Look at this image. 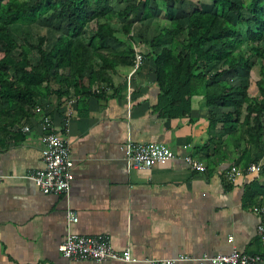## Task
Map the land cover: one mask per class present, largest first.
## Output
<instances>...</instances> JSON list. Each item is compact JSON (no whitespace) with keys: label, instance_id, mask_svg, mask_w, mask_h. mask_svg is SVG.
Instances as JSON below:
<instances>
[{"label":"crops","instance_id":"1","mask_svg":"<svg viewBox=\"0 0 264 264\" xmlns=\"http://www.w3.org/2000/svg\"><path fill=\"white\" fill-rule=\"evenodd\" d=\"M197 1L184 0L176 6L189 10ZM200 2L207 10L214 8L212 0ZM146 3L110 0L116 10L139 4V13L121 18L134 26L155 24L160 30L176 13L166 0H150L156 12L143 19ZM133 37L138 40L136 53H144L140 67L135 71V66L116 67L112 86L95 83L93 91L104 95L87 99L86 115L80 113L83 97L72 89L62 98L40 100L36 112L22 122L30 127L23 131L24 138L0 140V264H132L64 257L60 245L68 230L109 235L117 250L128 249L140 260L134 264H159L156 260L181 255L229 254L234 249L264 252L258 233L259 209L264 208V155L259 161L263 170L256 173L237 165L244 146L236 147L231 137L221 154L201 149L212 134L211 117L220 111L206 105L203 93L194 95L186 116L163 117L155 107L160 92L151 50L140 36ZM130 40V36L110 37L106 51L122 50ZM50 125L68 139L74 159L75 178L68 196L43 193L26 177L44 167L42 136ZM222 131L219 123L216 132ZM128 138L165 144L177 157L149 170H130L123 150ZM185 154L203 161L206 169H193L183 159ZM233 167L241 173L230 177ZM259 187L263 194L250 196L248 190L257 193ZM69 208L79 216L71 225Z\"/></svg>","mask_w":264,"mask_h":264},{"label":"trees","instance_id":"2","mask_svg":"<svg viewBox=\"0 0 264 264\" xmlns=\"http://www.w3.org/2000/svg\"><path fill=\"white\" fill-rule=\"evenodd\" d=\"M166 1L176 8L169 24L151 39L138 35L155 64L160 92L155 107L165 118L184 117L191 112L194 95L203 93L206 105L220 111L211 117L212 134L201 149L221 154L231 137L236 147H245L237 165L246 170L264 155V0H212L214 8L208 10L200 0L189 10L176 6L184 0ZM149 3L143 19L156 12ZM138 7L116 10L110 0H0V140L24 138L22 122L36 112L40 100L62 98L72 89L83 97L80 113L86 115L87 99L104 95L92 86H112L116 67L135 66L134 22H125L120 32L112 21L139 13ZM51 11H58L56 19L65 32L50 49L46 36L19 42L11 33L12 25L33 24ZM93 23L89 37L87 28ZM119 33L132 41H125L122 50L107 52V40ZM35 52L39 57L34 63ZM253 59L260 65L257 94L241 80L256 64ZM219 123L223 131L217 134ZM248 192L253 198L263 194L261 187L257 193ZM255 254L264 257V252Z\"/></svg>","mask_w":264,"mask_h":264},{"label":"built area","instance_id":"3","mask_svg":"<svg viewBox=\"0 0 264 264\" xmlns=\"http://www.w3.org/2000/svg\"><path fill=\"white\" fill-rule=\"evenodd\" d=\"M143 61L141 53H137L135 67L137 70ZM50 124V118H45ZM42 136V155L44 167L28 175L43 193H56L69 195L72 182L75 178L73 172L74 159L68 139L56 131L53 125ZM25 132L30 131L28 125L23 126ZM127 166L130 170H149L156 165L167 164L177 157L174 150L165 144L156 142H136L128 138L123 145ZM183 159L195 170L204 171L206 165L203 161L191 154H185ZM251 172L260 173L263 170L261 162H253L248 168ZM241 173L237 167L231 168L230 177ZM261 222L258 225L259 236L264 240V208L259 209ZM78 212L72 208L67 211L68 225L78 222ZM60 252L66 258L73 260L94 261H120L136 263L140 260L134 257L130 250H117L107 234L82 235L68 230L65 240L60 245ZM159 264H174L181 261H197L211 264H264V257L260 254L248 253L234 249L229 254L210 255L204 253L200 256L181 255L175 258L156 260Z\"/></svg>","mask_w":264,"mask_h":264},{"label":"rangeland","instance_id":"4","mask_svg":"<svg viewBox=\"0 0 264 264\" xmlns=\"http://www.w3.org/2000/svg\"><path fill=\"white\" fill-rule=\"evenodd\" d=\"M35 1V0H31ZM242 1V0H237ZM247 12V11H246ZM58 11L56 12H50L47 16L43 17L42 19L38 20L37 22L33 24H15L11 26V33L13 36L19 41L24 42V40H29L32 42H38V39L40 36H46L47 37V48H51L56 39L59 37V35L63 32H65V26L63 22L56 19ZM247 16H249L246 13ZM232 20L234 22L237 21V15L232 14L231 15ZM124 24V22L120 19L113 20L112 25L116 27L121 32V27ZM95 24L93 23L91 26H88L87 28V35L91 37V35L94 34V28ZM157 30H159V27L155 26V24H149V25H143L140 26L139 24H135L134 26V33L135 36H138L141 34L142 36H154L157 34ZM120 34V33H119ZM117 35V36H121ZM182 37V36H181ZM264 45V42H263ZM39 55L37 52L33 55V62L35 63L38 59ZM253 61H256L253 59ZM260 78V65L256 61V64L253 66V68L250 71L243 73V78L241 79L244 83H247L250 85V91L251 94H257V88L255 85V81H257ZM245 106V105H244Z\"/></svg>","mask_w":264,"mask_h":264}]
</instances>
